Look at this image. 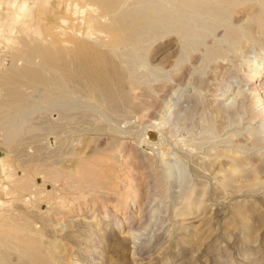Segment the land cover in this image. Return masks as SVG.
Listing matches in <instances>:
<instances>
[{
	"label": "rangeland",
	"instance_id": "374dc122",
	"mask_svg": "<svg viewBox=\"0 0 264 264\" xmlns=\"http://www.w3.org/2000/svg\"><path fill=\"white\" fill-rule=\"evenodd\" d=\"M8 1L0 0V21L9 15L0 33V164L5 167L3 178L0 166V238L32 226L45 247L58 245L60 264H264V136L250 129L261 125L263 108L250 96L243 105L224 106L238 83L246 84L242 76L247 73L231 61L207 66L199 54L177 70L183 55L174 35H156L137 46L138 53L121 47L113 56L105 46H123L124 34L101 17L107 12L100 0H15V7ZM22 3L26 8L19 13ZM253 12L249 8L243 15ZM80 43L116 70L129 68L138 79L135 92L144 106L136 108L142 107L140 113H118L126 123L91 107L94 90L93 98L80 95L86 94L81 83L89 86L86 73L79 72ZM244 50L235 60L247 69L246 60L255 55ZM144 59L147 67L141 65ZM250 71L256 86L253 66ZM169 72L173 79L167 78ZM41 77L56 78L60 85L42 83ZM231 79L236 84L225 94ZM223 97L228 99L222 102ZM178 98V112L171 113ZM179 112L183 120H177ZM89 113V122L108 129L100 137L102 146L114 151H94L99 136L76 131L77 118H89ZM143 116L148 128L170 118L172 130L169 125L160 132L165 142L159 147L165 152L136 142L141 131L136 123ZM183 136L193 150L177 147ZM145 139L156 142L148 134ZM121 146L127 152L117 155ZM90 174L102 189L79 184ZM1 239L0 251L6 250ZM16 256L10 254L12 264L20 262Z\"/></svg>",
	"mask_w": 264,
	"mask_h": 264
},
{
	"label": "bare ground",
	"instance_id": "6f19581e",
	"mask_svg": "<svg viewBox=\"0 0 264 264\" xmlns=\"http://www.w3.org/2000/svg\"><path fill=\"white\" fill-rule=\"evenodd\" d=\"M100 2H101V4H103V6L105 7V11L107 12L105 14V16H101V17L108 18L109 22L112 20L113 23L117 24V29H119L120 32H122L124 34V36L122 35L124 45L119 46L116 44V45H111L109 47L105 46L109 50V52L111 51L112 54L117 53L118 51L121 50V47H123L122 49H124L125 51L135 52L137 49V46H139L143 43H144V45H146L145 42H150V41L154 40L156 35H163V36L174 35V36H176V38L181 43V47H182V49H181L182 53L181 54L183 55L182 60L177 64V67H176L177 70H178V67L180 66L179 64L185 65V64L191 62L192 58L193 57L196 58L197 54H199L201 56L202 62L207 66L213 64L214 67H218L221 64V62H225V63L227 61L233 62L234 63L233 66L236 70L240 69V70L245 71V73H247V74L242 76V79L247 76V80L244 79V81L246 82L245 85H242L243 84L242 81H240L238 83L237 92L234 94V96L230 97L229 104L227 103V105H224L225 108H228V107L232 108L236 105H243L245 98L250 96L254 99L255 105L261 104V106L263 108L262 113L264 114V78H263L264 77V0H100ZM133 2H137V4L131 5ZM15 6H16V1L13 0L10 3V7H15ZM78 6L79 5L77 3L76 7H78ZM68 7H70V5ZM76 7H75V9H76ZM25 8H26V3H22V5L19 9V13H22L25 10ZM249 8L252 9L254 12L251 13L250 15H243L244 12L246 13V9H249ZM89 9H92V8L89 7ZM84 10H86V9H84ZM76 11L78 12V9ZM91 11H93V10H91ZM101 11H103V10H101ZM85 12H84V15H85ZM81 14H82V9H81ZM242 16H246L244 24L240 23V19H241L240 17H242ZM108 29H111V26H108ZM128 29H130V31H128ZM98 33L102 34V35L104 34L103 32L102 33L98 32ZM92 34H93V37H97V35L95 36L94 33H92ZM145 34L149 35V37H143V35H145ZM81 36H82V34H81ZM86 39H84L85 42H86ZM102 42H104V40ZM79 45L81 46L80 51L82 53H80V54L76 53V54L79 55V57H80L79 58L80 63H81V61L83 62L79 72L80 73H82V72L86 73L85 75H83V77H85L86 82L89 85V86L87 85L88 87H85L84 84L81 83L82 89H83V91L86 92V94L82 92V94H80V95H84L88 98L89 97L93 98L92 90H94L97 95H94L95 100H93V101L91 100V107L93 106L96 108L104 109L103 111H104V113H106L108 119H111V118L116 119L118 113L128 111L130 109H133V111L135 113L137 111L140 113L142 110V107H141V110L139 109L140 111L139 110L135 111V110L137 107H140L141 104L143 105V102L141 103V101H139L141 95H139L135 92L137 85H138V79L131 73V70L129 68H123L122 70L118 71L114 68V66L109 61L101 59L98 51H89V49H87L84 45H81V43ZM95 45L98 47H103L105 45V43H104V45H100L99 43H97ZM106 45H108V44H106ZM243 45H245V46L243 47ZM246 46H247V49L244 50L243 48H245ZM142 47L143 46H141V48ZM242 50H244V52L247 54L253 53L255 55V57L253 59L246 60L245 64L248 65L247 69H243L244 64L241 65L240 63H238V61L235 60V58L238 55V52L242 51ZM102 51H103V49H102ZM136 52L138 53V51H136ZM137 53H135V55ZM140 54L141 53L137 54L136 58H139ZM102 55H104V53H102ZM115 55L118 56L117 54H115ZM113 56H114V54H113ZM117 58L119 59V57H117ZM140 58H142V56ZM259 60H262V61L260 62ZM227 63H229V62H227ZM119 64H120V62H119ZM142 64H145L144 66L147 67V59L146 60L144 59L143 63H141V65ZM120 66H121V64H120ZM252 66L254 67L255 77L257 78V82H256L257 85L256 86H253L254 83H252V81L255 79L254 75L250 76V73H249V72H251L250 68ZM148 67H150V66H148ZM75 68H76V66H75ZM158 68H154V71L158 72L159 70H161ZM181 70H184V69L182 68ZM156 72H154V73H156ZM184 72H186V71H184ZM166 76L169 80L173 79V77H175V76H172L171 72L166 73ZM39 77L40 76H38V78ZM41 78L43 80L42 83H53L56 85H60V80H58L56 78H51V77L50 78H44V79H43V77H41ZM74 82H76V81L74 80ZM154 82H155V80L152 83H154ZM232 82H234L233 79H231L228 82V84L226 86L227 89H226L225 94L229 92L228 90L232 89ZM61 83H62V81H61ZM149 84H151V81ZM224 85H222V86H224ZM260 86H261V88H260ZM58 90H59V88H58ZM261 90L263 91V93H261ZM227 99H228L227 97L226 98L223 97V99H221V101L224 102ZM79 100H81V98H79ZM82 100H84V99H82ZM180 104H181V99L178 98L173 105L174 110L173 111L171 110V113L178 112L177 109L179 108ZM69 106H71V105H69ZM144 109L145 108H143V110ZM67 114H68V112H67ZM77 115H79V114L77 113ZM83 115H86V114H82L80 117L78 116L79 118H77V120H76V123H77V126L75 127L76 131L77 132L80 131L81 133L91 132V133H94L95 135L99 136V137L96 136L98 138H96V140H95V142L96 141L98 142L99 146H97L98 148L97 149L95 148L94 151H96V152L114 151V148H112L111 146H109V147L102 146L104 141L100 137L102 135L107 134L108 129L105 126L94 125L95 123L89 122V119L91 118L90 116L92 114L89 115V118H87L88 115L86 117H84ZM112 116H114V117H112ZM144 116L141 117L140 119H138L136 117L138 119L136 126L138 128L141 127V131L139 132V135L137 136L136 142L143 143V145H145V148L151 152L160 151L162 153L164 146L162 147L163 148L162 150L160 149L159 146H161L165 142L164 141L165 135L161 134L160 132H164V131H168V130H169L168 132H170V130H172V127H171L172 124L171 125L169 124L170 118L169 119L163 118L162 121L160 122V124L156 128L155 127L154 128H148L145 125L146 122L143 120V118L145 119ZM22 117H24V116H22ZM171 117H172V115H171ZM72 118H74V117H72ZM96 118H97V116H96ZM117 118H118V121H122L121 122L122 124L125 121L126 122L128 121L127 117H124V116L117 117ZM184 118H185L184 115L179 112V116H178L177 120H183ZM90 121H92V120H90ZM130 122H132V121H130ZM260 122H261L260 126L251 127L250 129H251V131H254L253 134H256V135L261 134L264 136V120H261ZM67 123H69V122H67ZM82 124L86 125V128L84 127L85 129H80ZM155 124H153V126ZM58 125H59V123H58ZM134 125H135V123H134ZM143 125H144V127H143ZM169 125H170V128L167 130V127ZM51 128H52V126H51ZM128 128L129 127L125 128V130L130 131L131 129H128ZM119 129H121L123 131L122 128H119ZM119 129H112V130L117 131ZM176 129H177V127H176ZM142 130H143V132H142ZM248 131H250V130L248 129ZM125 132L127 133V131H125ZM147 134L150 137H153V140H156V142H152L151 140H148L149 138L145 139ZM111 135H113V134H111ZM181 136H180V138H181ZM175 138L176 137H174V139ZM187 138H189V137H187ZM156 145H158V146H156ZM176 145H177V147H180L182 149H184L185 146H187L188 149L192 148V150L194 148L190 145L189 141L185 139V136H183L182 139H177ZM134 148H136V147H134ZM245 148H244V150H247V147H245ZM115 150L118 152L117 155L126 151L124 146H121L119 149L116 148ZM137 150H138V148H137ZM163 151L165 152V149ZM126 152H125V154H126ZM79 153L81 154L83 152H79ZM77 154H78V152H77ZM158 154H160V153H158ZM129 156L131 157V155H129ZM161 156H163V159H164L165 155H161ZM77 158H78V156H77ZM115 159L118 160V157L112 156V160L114 161ZM160 160H162V159H160ZM114 163H116V162H113V164ZM73 171H76L75 168ZM223 173H224V171H223ZM226 173H227V171H226ZM227 175L230 176L231 173L228 172ZM185 176L188 177L187 175H185ZM78 182L81 185L82 184H88V187H90V188H92V187L101 188L98 186H103V184L101 182L94 179L93 174H90L89 177H87V176L82 177L81 179L78 180ZM83 190L88 191V189H83ZM138 191L141 192L140 190H138ZM43 194H44V191H43ZM50 194L51 193H49L48 195H50ZM77 194H80V193H77ZM74 196H76V195L74 194ZM83 196H85V193ZM50 198L51 197H49L48 199H50ZM58 198L60 199L59 196H58ZM77 198L79 199L78 196H77ZM65 200H67V198L64 199V201ZM58 201L59 200L57 199V201H55V202H58ZM61 206H63V205H61ZM55 207H57V206H55ZM55 209H57V208H55ZM48 211H51V210H48ZM50 213H52V212H50ZM47 214H49V213H47ZM56 214H58V213H56ZM50 215H52V214H50ZM26 220H28V219H26ZM15 224H17V223H15ZM41 224H43V223H41ZM18 225H20V224H17V226ZM27 229H23L22 227H20L17 230V232H15L13 235L6 234L7 236L4 239L0 238L3 241V244L1 247H6L5 248L6 250L2 249L0 251V264H12V263H14V261L13 262H12V260L10 261V254H12L13 252L15 253V255L17 253V255L20 258V262L18 264H60V260H59L60 256H58V254H57V251L59 250L58 245H56V243L52 242V243H48L49 244L48 247H45L44 243L42 241L41 233H39V232L36 233L32 226L28 227ZM9 238H13V239L11 241H8V240H10ZM6 240L9 242V244ZM57 240H58V238H57ZM46 243H47V241H46ZM59 243H61V242H59ZM18 256H16V257H18Z\"/></svg>",
	"mask_w": 264,
	"mask_h": 264
},
{
	"label": "crops",
	"instance_id": "0c3cea01",
	"mask_svg": "<svg viewBox=\"0 0 264 264\" xmlns=\"http://www.w3.org/2000/svg\"><path fill=\"white\" fill-rule=\"evenodd\" d=\"M12 1H13V0L8 1V2H9V6H10V3H11ZM19 1H20V0H19ZM6 4H7V2H6ZM8 18H9V15H8ZM8 18L5 19L3 22L0 21V33L2 32V30H3V28H4V25H5L6 21L8 20ZM1 165H2V164H0V166H1ZM1 170H2V173H4V172H3V171L5 170L4 165H2ZM4 177H5V173H4V175H3V178H4Z\"/></svg>",
	"mask_w": 264,
	"mask_h": 264
}]
</instances>
